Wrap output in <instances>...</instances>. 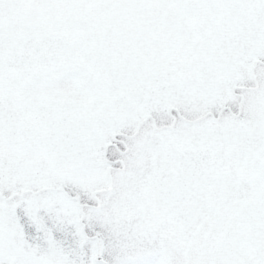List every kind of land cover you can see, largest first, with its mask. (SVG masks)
<instances>
[{"label": "snow or ice", "instance_id": "1", "mask_svg": "<svg viewBox=\"0 0 264 264\" xmlns=\"http://www.w3.org/2000/svg\"><path fill=\"white\" fill-rule=\"evenodd\" d=\"M0 264H264V0H0Z\"/></svg>", "mask_w": 264, "mask_h": 264}, {"label": "rangeland", "instance_id": "2", "mask_svg": "<svg viewBox=\"0 0 264 264\" xmlns=\"http://www.w3.org/2000/svg\"><path fill=\"white\" fill-rule=\"evenodd\" d=\"M202 222H206V218H204V217H200V219L199 220H197V219H193L192 221H191V227H192V230H194V231H199L200 230V224L202 223Z\"/></svg>", "mask_w": 264, "mask_h": 264}, {"label": "flooded vegetation", "instance_id": "3", "mask_svg": "<svg viewBox=\"0 0 264 264\" xmlns=\"http://www.w3.org/2000/svg\"><path fill=\"white\" fill-rule=\"evenodd\" d=\"M222 235V234H221Z\"/></svg>", "mask_w": 264, "mask_h": 264}]
</instances>
